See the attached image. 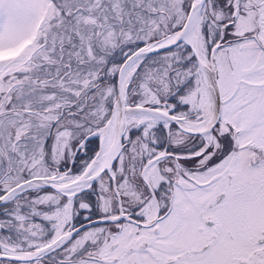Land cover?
Wrapping results in <instances>:
<instances>
[{"label": "snow or ice", "instance_id": "1", "mask_svg": "<svg viewBox=\"0 0 264 264\" xmlns=\"http://www.w3.org/2000/svg\"><path fill=\"white\" fill-rule=\"evenodd\" d=\"M0 264H264V0H0Z\"/></svg>", "mask_w": 264, "mask_h": 264}]
</instances>
